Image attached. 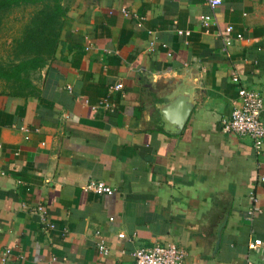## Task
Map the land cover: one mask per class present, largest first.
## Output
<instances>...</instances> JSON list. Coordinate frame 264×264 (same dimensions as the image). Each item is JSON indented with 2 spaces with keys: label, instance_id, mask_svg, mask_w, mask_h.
I'll use <instances>...</instances> for the list:
<instances>
[{
  "label": "crops",
  "instance_id": "obj_1",
  "mask_svg": "<svg viewBox=\"0 0 264 264\" xmlns=\"http://www.w3.org/2000/svg\"><path fill=\"white\" fill-rule=\"evenodd\" d=\"M63 4L34 91L0 95V264H134L169 243L190 264H264V139L255 154L221 131L238 89L260 95L264 126V0ZM116 83L114 110L97 108ZM175 92L196 99L170 134L159 109ZM89 181L113 191L83 192Z\"/></svg>",
  "mask_w": 264,
  "mask_h": 264
},
{
  "label": "trees",
  "instance_id": "obj_2",
  "mask_svg": "<svg viewBox=\"0 0 264 264\" xmlns=\"http://www.w3.org/2000/svg\"><path fill=\"white\" fill-rule=\"evenodd\" d=\"M30 9L26 22L0 56V95L32 93V76L52 58L66 8L63 0H0V29L14 11Z\"/></svg>",
  "mask_w": 264,
  "mask_h": 264
},
{
  "label": "built area",
  "instance_id": "obj_3",
  "mask_svg": "<svg viewBox=\"0 0 264 264\" xmlns=\"http://www.w3.org/2000/svg\"><path fill=\"white\" fill-rule=\"evenodd\" d=\"M210 9L215 8L220 4V0H206ZM120 13L124 16L128 15V12L124 9L120 10ZM137 25L142 18H136ZM201 25L206 29L210 22V16H202ZM225 35L232 32L230 25L225 26L223 30ZM181 34V32H178ZM236 40H241L239 34L235 35ZM237 78L233 77L232 82H236ZM122 89L121 83H116L107 87V95L102 98L97 108L111 112L114 110L115 105L110 101L109 94ZM237 99L233 105L230 117L228 120L222 122L221 131L226 134H234L238 137H248L251 140L252 148L255 154H259L261 151L263 139H264V126L259 119V114L262 109V100L258 93L248 89H238ZM83 192L92 193L96 195L112 193L113 189L106 186L100 181H89L87 184L81 187ZM251 202H255V198L252 194L249 195ZM33 214L42 223L44 230L52 229L53 226L46 217V209L43 205L37 204L33 210ZM252 209L248 210L247 214L251 215ZM119 234L118 237H122ZM249 248H253V244H249ZM99 251L103 254L106 253V247L102 244L98 246ZM9 250L5 251V254ZM134 264H190L186 260L184 251L175 244L159 245L154 244L149 248L137 249L132 254Z\"/></svg>",
  "mask_w": 264,
  "mask_h": 264
},
{
  "label": "water",
  "instance_id": "obj_4",
  "mask_svg": "<svg viewBox=\"0 0 264 264\" xmlns=\"http://www.w3.org/2000/svg\"><path fill=\"white\" fill-rule=\"evenodd\" d=\"M195 99V94L178 92L167 99V102L159 109L163 122L170 126L169 129H165V132L170 134L179 133L194 105Z\"/></svg>",
  "mask_w": 264,
  "mask_h": 264
},
{
  "label": "rangeland",
  "instance_id": "obj_5",
  "mask_svg": "<svg viewBox=\"0 0 264 264\" xmlns=\"http://www.w3.org/2000/svg\"><path fill=\"white\" fill-rule=\"evenodd\" d=\"M29 12L30 9H21L14 11L2 23L0 29V56H5L11 38L16 36L19 32V29L22 28L24 22H26L27 20Z\"/></svg>",
  "mask_w": 264,
  "mask_h": 264
}]
</instances>
